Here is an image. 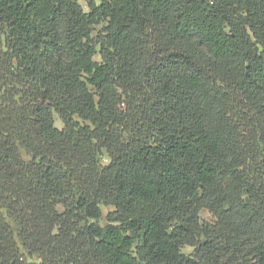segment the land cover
<instances>
[{
  "label": "trees",
  "instance_id": "1",
  "mask_svg": "<svg viewBox=\"0 0 264 264\" xmlns=\"http://www.w3.org/2000/svg\"><path fill=\"white\" fill-rule=\"evenodd\" d=\"M0 264H264V0H0Z\"/></svg>",
  "mask_w": 264,
  "mask_h": 264
},
{
  "label": "rangeland",
  "instance_id": "2",
  "mask_svg": "<svg viewBox=\"0 0 264 264\" xmlns=\"http://www.w3.org/2000/svg\"><path fill=\"white\" fill-rule=\"evenodd\" d=\"M81 6H82V8H83V10H87V0H76ZM97 3L99 2V0H95ZM95 58L98 60L99 59V57L98 56H95ZM54 124H55V126L56 127H58V128H61L62 127V123H61V121L59 120V118L55 115L54 116ZM100 162H101V164H106V163H108V157H107V155H101L100 156ZM101 208H102V212H103V216H105L108 212H110V211H112L113 210V207H111V206H101ZM200 217H201V219L203 220V221H208V220H212V217H211V215L208 213V212H206L205 210H202L201 212H200ZM104 221V217L102 218V222ZM190 248H188V247H185L184 249H183V252L184 253H188V252H190Z\"/></svg>",
  "mask_w": 264,
  "mask_h": 264
}]
</instances>
